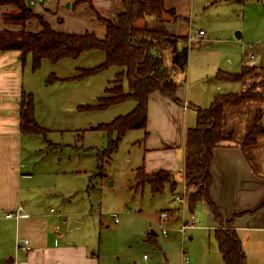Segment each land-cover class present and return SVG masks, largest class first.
<instances>
[{
    "label": "rangeland",
    "instance_id": "1",
    "mask_svg": "<svg viewBox=\"0 0 264 264\" xmlns=\"http://www.w3.org/2000/svg\"><path fill=\"white\" fill-rule=\"evenodd\" d=\"M187 14L189 20L173 25L175 33L189 36L188 69L177 74L179 81L185 79V94L208 106L220 92H240L257 84L262 96L246 101L238 110L253 111L251 123L254 112L261 109L264 123V0H192ZM199 30L205 34L197 35ZM165 48L168 58L170 48ZM103 59L102 51H91L57 63L45 59L34 71L28 57L24 90L33 94L34 115L44 130L23 134L24 172L30 175L23 185V201L36 204L44 213L50 208L60 213L59 232L86 244L99 264H226L214 229H189L185 234L179 230L183 219L192 214L201 226L213 224L206 202L192 212L179 201L181 186L177 196L168 187L153 194L149 185L137 186L135 170L144 165L139 148L145 129L129 130L120 138L104 130L119 115L133 110L135 101L96 108L117 68L73 78L79 67H91ZM245 65L255 68L248 69L241 80L217 77L220 70L239 73ZM256 169L264 171V159ZM182 207V218L179 214L174 220L169 213L168 219H161L163 211ZM73 221L77 223L71 227ZM254 234L245 244L241 242L248 264L261 256L260 242L264 245V233ZM184 253L189 258L185 263Z\"/></svg>",
    "mask_w": 264,
    "mask_h": 264
},
{
    "label": "crops",
    "instance_id": "2",
    "mask_svg": "<svg viewBox=\"0 0 264 264\" xmlns=\"http://www.w3.org/2000/svg\"><path fill=\"white\" fill-rule=\"evenodd\" d=\"M90 1L92 6L89 0H36L33 4L27 0L33 11L43 16L53 29L66 33L89 31L103 38L106 24L98 15L116 20L124 10L122 0ZM191 2L165 0L164 4L167 9H175L176 14L184 20H189L187 13ZM16 10L14 5H0V30H42L37 17L27 19L24 24L6 21L4 13ZM175 23H168L169 30L174 33ZM30 56L26 57V61L29 62L27 59ZM26 61L21 60L18 50H0V264H99L98 256L86 244H78L75 238L59 232L60 224L57 221L61 219L60 213L53 211V208L44 213L36 204L23 201V185L30 178L24 172L25 132L20 125V100L25 91ZM177 97L180 101L172 100L159 91L149 95L147 126L139 149L143 151L142 162L146 172L159 169L175 172L178 187L181 186L185 193L186 132L197 123L196 108L207 106H201L191 99L189 92L185 94L182 87L177 90ZM247 103L250 102L247 100ZM243 105L228 109L225 128L235 131L236 141L229 146L214 149L210 196L223 219H231L233 228L245 244L254 233H264V171L256 169L264 159V133L254 146L243 148L237 143L248 131L253 113L240 112L238 109H243ZM176 193L179 194L178 191ZM183 204L187 205V201ZM19 208V217L6 216ZM183 213L182 207L181 218ZM212 221L213 224L201 226L196 220L197 228H217L219 223ZM76 223L73 221L71 227ZM18 238L30 240L28 251L17 250ZM259 246L261 256H255V260L249 264H264V245L260 242Z\"/></svg>",
    "mask_w": 264,
    "mask_h": 264
},
{
    "label": "trees",
    "instance_id": "3",
    "mask_svg": "<svg viewBox=\"0 0 264 264\" xmlns=\"http://www.w3.org/2000/svg\"><path fill=\"white\" fill-rule=\"evenodd\" d=\"M89 2L92 6L90 0ZM164 2L165 0H122L124 10L118 14L116 20L112 21L98 15L106 24V34L99 38L94 32L89 31L66 33L53 29L43 16L33 11L27 0H0V5H14L17 9L15 12L4 13L6 21L24 24L27 19L37 17L42 25V30L37 32L25 29L0 30V50L20 51L23 62L26 61L27 55L31 54L34 71L40 68L45 59L57 63L66 58H78L83 53L102 51L104 59L101 62L91 67H79V74L73 78L84 79L112 67L117 68L115 77L109 80L104 90L105 94L99 97L96 108L109 107L127 100L135 101L133 110L119 115L104 126V130L115 132L117 138H120L129 130L146 128L148 98L152 92L159 91L172 100L180 101L177 90L183 86L185 79L179 81L177 74H186L188 69L189 36L169 30L167 26L169 22L174 23L183 18L176 14L175 9H167ZM166 46L170 48L168 58L165 54ZM254 68V65H245L239 73L220 70L217 77L238 81L244 77L248 69ZM54 78L58 79L56 75ZM257 88V84H252L240 92L218 93L209 106L196 108L197 123L188 128L185 136L186 190L179 196V201L184 203L180 200L184 198L192 212L200 202L207 203L214 220L219 223L214 229L215 238L226 264H247V260L231 219H223L210 196L211 165L216 147L229 146L236 141L233 139L235 131L225 128L228 109L261 97V91ZM34 112L33 94L23 91L20 100V125L23 132L38 133L44 130L37 123ZM261 117V109H258L248 131L242 140L237 142L243 148L256 145L263 135L264 125ZM135 177L138 187L149 185L153 194L162 193L168 187L173 195L177 196L178 180L175 172L171 170L159 169L148 173L144 165H141L136 168ZM168 212L172 213L171 218L176 220L179 214L181 215V208ZM161 219L166 220L168 217L161 216Z\"/></svg>",
    "mask_w": 264,
    "mask_h": 264
},
{
    "label": "built area",
    "instance_id": "4",
    "mask_svg": "<svg viewBox=\"0 0 264 264\" xmlns=\"http://www.w3.org/2000/svg\"><path fill=\"white\" fill-rule=\"evenodd\" d=\"M36 0H31V4L35 3ZM204 34L203 30H199L198 35H202ZM252 57H254V55H252ZM180 200L182 202H184V198H180ZM19 208L18 210H15V212H9L6 214L7 217H19V212H20ZM114 219L115 222H117L119 220L118 215L116 213H114ZM162 218H167L169 216V212L168 211H164L161 214ZM183 224L182 226L179 228V230L183 233H185L188 229L190 228H197L198 224L195 220V216L192 214V217L190 219H183ZM163 233L166 235L168 233L167 228L163 227ZM16 248L17 250H22V251H28L30 248V240L28 238H18L17 242H16ZM185 254V253H184ZM144 258H146V255H144ZM189 260L188 256L185 254L184 258H183V262H187Z\"/></svg>",
    "mask_w": 264,
    "mask_h": 264
},
{
    "label": "water",
    "instance_id": "5",
    "mask_svg": "<svg viewBox=\"0 0 264 264\" xmlns=\"http://www.w3.org/2000/svg\"><path fill=\"white\" fill-rule=\"evenodd\" d=\"M236 35H237L238 37H241V33H240V32H236Z\"/></svg>",
    "mask_w": 264,
    "mask_h": 264
}]
</instances>
